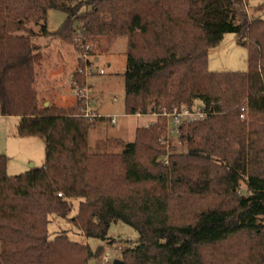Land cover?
Returning a JSON list of instances; mask_svg holds the SVG:
<instances>
[{
	"label": "trees",
	"instance_id": "1",
	"mask_svg": "<svg viewBox=\"0 0 264 264\" xmlns=\"http://www.w3.org/2000/svg\"><path fill=\"white\" fill-rule=\"evenodd\" d=\"M246 8V0H0V116L19 119L18 136L44 141L40 169L8 176L0 155V264L97 260L101 248L48 237V217L66 218L72 200L70 222L86 238L107 241L119 222L137 232L121 264H264V21ZM49 10L66 15L53 33ZM225 34L246 48V72L208 71V51ZM36 36L90 45L125 38L126 115L196 102L214 113L179 127L185 150L169 152L165 165L163 119L137 128L121 153L92 152L89 132L105 118H83L78 100L38 105ZM72 79L83 81L76 71Z\"/></svg>",
	"mask_w": 264,
	"mask_h": 264
},
{
	"label": "rangeland",
	"instance_id": "2",
	"mask_svg": "<svg viewBox=\"0 0 264 264\" xmlns=\"http://www.w3.org/2000/svg\"><path fill=\"white\" fill-rule=\"evenodd\" d=\"M86 1V0H82ZM247 14L250 17L264 21V0H246ZM85 8L79 11L84 15ZM66 19L63 12L49 10L45 16V27L48 32L57 31ZM76 27L78 24L75 25ZM27 28L35 34L40 27L29 24ZM32 41L40 49L42 61L35 68L33 88L40 107H71L76 103L70 74L75 71L83 78L88 89L91 109L96 115L105 118L103 123L98 119L89 132L88 145L92 152H107L118 154L124 146L134 139L135 130L149 122H155L151 117H134L125 114L123 73L126 66V39H100L98 42L83 44L81 38H74L73 43H65L58 39L36 36ZM80 48V52L75 50ZM86 54L87 64L93 68L88 77L79 74L84 70L82 55ZM109 65V66H108ZM207 69L209 72H241L247 71V50L237 43L234 34H225L218 46L210 49L207 54ZM104 74L100 75L99 71ZM68 80V81H67ZM74 81V80H73ZM82 81V82H83ZM108 118H114L115 125L110 124ZM17 117L0 116V155L6 158L5 172L8 176H17L31 169H40L44 164V141L41 137H20L17 134ZM157 122V121H156ZM145 124V123H144ZM143 127V126H142ZM120 135V136H119ZM165 143L166 155L159 158L163 163L167 154L184 151V145L176 136H168ZM165 165V163H164ZM241 191L245 185L241 183ZM208 200H198L197 204L204 206ZM79 200L70 201L71 209L66 218L55 215L48 217V237L53 239L60 233H65L72 242L87 245L95 252L103 250L97 260L89 264H113L120 260V250L134 246L138 240L137 232L123 223L111 224L107 232V241L86 238L71 224L75 216ZM108 241H113L109 244Z\"/></svg>",
	"mask_w": 264,
	"mask_h": 264
},
{
	"label": "built area",
	"instance_id": "3",
	"mask_svg": "<svg viewBox=\"0 0 264 264\" xmlns=\"http://www.w3.org/2000/svg\"><path fill=\"white\" fill-rule=\"evenodd\" d=\"M81 53V52H80ZM84 63V70H79V74H82L84 77H88L93 71V68L87 64V56L83 54L82 56ZM99 74H104L103 70L99 71ZM85 82L78 83L72 80L73 93L76 100L81 101L82 109L81 116L89 121L99 118L100 116L96 115L91 109V102L88 97V89L86 88ZM241 114L239 115L240 119L244 118V110H240ZM214 110L212 106H206L200 102L192 104L190 107H174L171 110H166L164 108L151 109L147 114H136L137 117H151L156 119H163L165 121L166 134L167 136H178L179 127L182 124H190L198 121H202L213 115ZM110 124L114 125L116 123L114 118H108ZM155 122H149L145 126L153 125ZM165 164L167 161L164 162ZM57 196H60L58 194Z\"/></svg>",
	"mask_w": 264,
	"mask_h": 264
},
{
	"label": "crops",
	"instance_id": "4",
	"mask_svg": "<svg viewBox=\"0 0 264 264\" xmlns=\"http://www.w3.org/2000/svg\"><path fill=\"white\" fill-rule=\"evenodd\" d=\"M109 66V65H108ZM72 78V74H70V76H69V79L68 80H70ZM67 80V81H68ZM55 107H57V108H67V107H59V106H55ZM92 111H93V109H92ZM94 112V111H93ZM95 113V112H94ZM99 116V115H98ZM134 117H137V116H134ZM145 123V124H144ZM116 124V123H115ZM114 124V125H115ZM146 125V120L143 122V125H141L140 127H142V126H145ZM120 136V135H119ZM42 168V167H41Z\"/></svg>",
	"mask_w": 264,
	"mask_h": 264
},
{
	"label": "water",
	"instance_id": "5",
	"mask_svg": "<svg viewBox=\"0 0 264 264\" xmlns=\"http://www.w3.org/2000/svg\"><path fill=\"white\" fill-rule=\"evenodd\" d=\"M45 107H46V105H45ZM113 264H121V261H119V260H114V261H113Z\"/></svg>",
	"mask_w": 264,
	"mask_h": 264
}]
</instances>
